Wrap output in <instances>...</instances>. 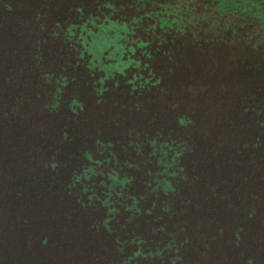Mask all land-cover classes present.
<instances>
[{
  "label": "trees",
  "instance_id": "1",
  "mask_svg": "<svg viewBox=\"0 0 264 264\" xmlns=\"http://www.w3.org/2000/svg\"><path fill=\"white\" fill-rule=\"evenodd\" d=\"M154 2L0 0V264H264V0Z\"/></svg>",
  "mask_w": 264,
  "mask_h": 264
},
{
  "label": "rangeland",
  "instance_id": "2",
  "mask_svg": "<svg viewBox=\"0 0 264 264\" xmlns=\"http://www.w3.org/2000/svg\"><path fill=\"white\" fill-rule=\"evenodd\" d=\"M173 0H155V2L153 3V5H151L150 3L147 4V8L148 7H151L150 9H153V10H157V9H160V6L164 5V4H167V3H170L172 2ZM189 1V0H177V3H179L181 6H184L186 4V2ZM193 2H200L201 0H192ZM236 3H240V2H247L248 0H235ZM252 1V0H251ZM195 4V3H194ZM193 4V5H194ZM220 24H222V22L218 21L217 24H215V28H218V26Z\"/></svg>",
  "mask_w": 264,
  "mask_h": 264
}]
</instances>
